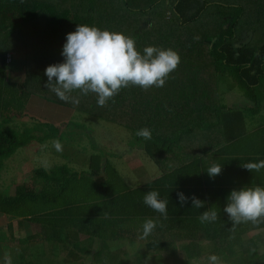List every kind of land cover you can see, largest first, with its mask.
Segmentation results:
<instances>
[{"label":"trees","instance_id":"obj_1","mask_svg":"<svg viewBox=\"0 0 264 264\" xmlns=\"http://www.w3.org/2000/svg\"><path fill=\"white\" fill-rule=\"evenodd\" d=\"M83 1L87 2L86 5ZM114 1L0 0V171L19 149L33 142L40 145L56 139H68L59 126L34 118L32 126L15 127L18 121L27 117L25 111L33 96L128 129L134 137L132 147L146 149L150 155L156 156L162 167L166 158L172 159L176 155V150L186 149L182 146L186 139L182 137L211 125V117L215 113L212 124H223L225 131L233 128L229 136L226 135V140L242 139L247 134H252L255 144L264 140V38L239 46L244 40L242 31L252 30L258 36L257 25L264 24V19L259 16H264V0H233V5L225 0L229 4L225 5L226 15L217 24L219 28L211 24L209 28L213 29L200 33L196 27L193 32L185 34L199 35L188 36V40H184L183 36L177 38L172 32L170 35L154 33L152 13L157 15V11L155 3L148 6L150 0H119L118 7ZM201 1L175 0L174 11L181 19L174 18L172 21L169 18L174 25L168 22V29L184 28L186 24L198 22V16L209 5L208 0ZM200 3L204 8H196V15L189 14ZM247 15L252 17L251 26L254 29L249 24L242 27L241 20ZM78 24L122 32L135 39L136 48L141 52L146 46L171 48L179 54V66L169 75L163 87L144 90L132 86L121 89L104 107L97 105V97L93 93L82 95L75 92L72 95L79 98V104L65 103L45 87V69L63 62L61 53L66 35L75 31ZM173 38L180 39L181 43ZM165 40L168 41L167 47L162 45ZM197 40L200 44L195 43ZM227 75L241 89L243 100L240 106L230 107L219 101L222 91L218 86L224 83L222 77ZM209 88L213 91L207 92ZM186 89L191 92H186ZM201 89H204L203 94L198 95ZM67 125L87 131L86 126L72 121ZM144 127L151 130L150 140L136 135L137 130ZM100 159L99 154H90L87 173H80L67 164L56 165L50 170L35 169L36 179L32 185L19 184L11 194L7 187L0 189V216L18 218L20 233L27 225L28 228H38L44 233L43 245L51 244L53 234L58 235L56 243L62 249L59 250V258L64 253L61 262L65 264H71L73 260L78 264L86 256L90 258L88 264H157L159 255L162 257L159 264H189L187 260H178L174 247L177 239L191 242L184 252L192 256L191 260H197L196 264H209L210 254L219 256L222 264H264V254L259 253V244H264V234L242 241L241 234H236L230 227L231 221L217 219L203 224L199 221L201 213L208 210L206 203L200 209L192 207L191 197L194 195L201 200L204 191L197 190L194 183L201 181L202 185L204 179L206 183L205 167L204 179L200 173L192 174L200 172L199 162L177 169V172L187 173L186 176L176 177L179 173H174L132 191L125 185L120 187L116 184L120 176L112 166L106 165L104 169L109 183L103 188L106 190L104 199L108 202L106 206L95 205V213L88 214L90 211L85 209L92 207V203L84 206L88 196L98 194L102 187L94 180L101 175L98 168ZM238 162L237 159L232 163ZM220 165L223 167L225 164ZM201 185L198 184V187ZM151 190L158 191L160 198L167 200V219L144 204L143 197ZM178 192L189 197L183 206L179 203ZM104 216L107 219L100 220ZM146 218L158 221L157 232L153 230L149 238L152 242L147 244L148 252H154L152 260L149 261L148 252L140 251L132 254L131 260L128 256L123 260L116 248L110 251L105 248V244H109L105 240L107 237L131 234L132 229L127 228L129 224L136 225L135 221H140L142 232ZM248 225L250 229L264 230V222L258 225L249 222ZM79 233L88 234L89 238L80 241ZM198 240L210 242L211 250L197 244Z\"/></svg>","mask_w":264,"mask_h":264},{"label":"rangeland","instance_id":"obj_2","mask_svg":"<svg viewBox=\"0 0 264 264\" xmlns=\"http://www.w3.org/2000/svg\"><path fill=\"white\" fill-rule=\"evenodd\" d=\"M208 1L209 5H207L206 8H204L200 3L199 5H196V7L193 9L194 11L189 13H194V15H196V8L202 6V8H204V12L198 16V22L194 24H186L184 28L175 27V29L169 30V27L166 26L168 22H170L173 26V19L175 18L176 20H178L181 19V17L177 18V13L172 9H170L168 13H171L173 15L170 16L169 14H167L168 7L166 5L164 6L162 0H150L148 6H152V4L155 3L156 6L154 7L157 11V15H154V13H152V29L154 30V33L165 32L167 33V35H170V33L172 32L173 35L177 38H182L183 36L184 40H188V36L199 35L185 34L191 31L193 32L194 28L196 27H198L200 33L210 31L211 29H213L209 28L211 24L217 25L219 20L226 15L225 5L229 3L225 2V0ZM229 1L233 2V0ZM201 2H203V0ZM84 3L86 5L87 2L85 1ZM114 3L116 7H118L119 0H115ZM80 13L82 14L83 12L80 10ZM261 14L263 15L262 12ZM160 15L164 16L160 17ZM259 16L264 19V16ZM169 18H171L172 21ZM251 20L252 17H250L249 15L244 16V19L241 20L242 27L247 26L248 24L251 26ZM257 26H259V31L257 32L258 36H256V34L253 35L250 43L264 38V24H262V26ZM251 27L252 29H254V26ZM201 28H203V30ZM215 28L218 29L219 25L215 26ZM177 38L173 39L176 42L181 43L180 39ZM166 41L167 40H165L162 44L164 47L168 46V41ZM195 43L200 44V41L197 40L195 41ZM11 54L13 58L14 54ZM222 78L224 80V83H221V86H218L222 91V94L219 98L220 103L234 102V104L237 105V102L239 103L243 100L242 94L240 93L241 89L228 75ZM203 91L204 89H201L197 92V94H203ZM208 91H213V89L209 88L207 92ZM186 92L191 91L186 89ZM201 97H203V95ZM47 102V100H43L38 96H33L25 111L27 117H24L20 121H18L15 124V127L18 126V128L21 129L25 126H32L35 123L32 119L34 118L39 122H49L59 126L61 131L66 132L65 138L67 137L68 139L64 141H60L58 139L62 144L61 151H57L53 147L54 140L40 145L36 142H33L26 148L19 149L13 157L5 162V168L0 171V189H6L7 187L10 192L9 194H11L13 193L15 186L19 184L27 183L32 185L36 179L35 169L37 168H45L46 170H50L56 165L67 164L69 167L74 168L80 173H87L90 164L89 156L92 153L99 154V157L101 158L100 162L98 163L101 178H106L107 173L103 168V166L106 165L113 166L127 183H134L133 186L151 182L152 174H154L156 177L158 175L159 177L162 176L161 172L163 170L161 169L156 156L150 155V153H148L146 149L144 150L140 147H132L131 143L134 141V137L131 131H129L128 129L117 124L101 120L94 116H90L84 113H78L76 112V110L70 109L69 107H63L62 105L56 106L50 101L48 103ZM217 104H219L218 101ZM214 116L216 117V113L214 114ZM214 116H212L211 118H214ZM70 121L86 126L87 131H81L80 129L75 128L73 125L68 126L67 124ZM92 144H95L96 147H93ZM156 153L159 154V152ZM211 156L212 155L210 154L209 157ZM164 167H167V165H164ZM94 180L98 181V178L95 177ZM98 194L100 195V188ZM17 220L18 218L12 217V215L0 216L1 264H4L5 254H8L10 256L12 264H65L64 262H61V259L65 254L61 253L59 258V250L62 249H60V244L56 243V241H59L58 235L53 234V237L50 239L51 244L46 243L45 245H43V232L39 231L38 228H34V226L28 228L27 225V228H24V232L20 233L19 231H17L20 229L19 225L16 224ZM23 222L27 221L24 220ZM135 223L136 225L129 224L127 228L128 230L132 229V233L130 234V236H126V238L130 237V240L135 237L133 230L139 225L137 221H135ZM154 231L157 232L156 228L154 229ZM78 235L80 237V240L85 239L82 234L79 233ZM64 236L66 235L64 234ZM250 236L243 235L241 237H243V240H247ZM125 241L127 242V240ZM136 241L137 242L135 244H132L131 241V243L128 245L127 243H119L117 247L114 246L112 242H110L109 244H105V248L109 251L112 248H116L118 255L121 256L123 260L126 256H128L131 260L132 255L130 253L134 254L139 251L141 253L148 252L147 243L151 242V240L147 238H139ZM189 243L191 242L180 241V239H177L174 243L178 260H187L189 264H196L198 263V261L191 260L192 256L184 252V248ZM202 244H204V246L207 247L208 250H211L212 244L210 242L204 241L202 242ZM125 245L128 246L129 250L125 248ZM217 246L220 247V244H218ZM76 252L78 251L76 250ZM39 253H42L40 257H36V255ZM148 253V259L150 261L152 260V254L154 252L151 251ZM259 253L262 255L264 254L263 243L259 249ZM161 260L162 257L161 255H159L157 257V264H159ZM81 261L82 262H79L78 264H88L90 262V258H87L86 256L81 259ZM124 263H126V261ZM71 264H77V261L73 260Z\"/></svg>","mask_w":264,"mask_h":264},{"label":"clouds","instance_id":"obj_3","mask_svg":"<svg viewBox=\"0 0 264 264\" xmlns=\"http://www.w3.org/2000/svg\"><path fill=\"white\" fill-rule=\"evenodd\" d=\"M61 55L63 62L46 67L45 87L61 101L76 105L80 101L77 96L72 95L73 93H93L100 107H104L124 88L135 86L148 90L152 87H163L180 63L179 54L171 48L146 46L141 52L136 48L133 37L87 24H78L75 31L66 35ZM136 135L150 140L152 134L149 128L144 127L138 129ZM53 147L57 151L62 150L58 139L53 141ZM241 167L250 172H259L264 169V160L244 163ZM221 172L222 166L216 162L211 163L207 169V174L213 178ZM177 196L181 206L189 200L183 192H178ZM191 201L193 208L204 207L205 202L194 195ZM143 202L167 219L168 202L160 198L158 191H148L143 197ZM223 211L233 226L249 222L258 225L264 222V187L245 186L239 190L233 189L227 197ZM198 219L202 224L215 222L218 213L214 208H209L203 211ZM157 223V220L146 218L142 224L141 239L147 238ZM208 261L209 264H222L216 254H210ZM4 264H12L8 254L4 256Z\"/></svg>","mask_w":264,"mask_h":264},{"label":"crops","instance_id":"obj_4","mask_svg":"<svg viewBox=\"0 0 264 264\" xmlns=\"http://www.w3.org/2000/svg\"><path fill=\"white\" fill-rule=\"evenodd\" d=\"M165 4H167L168 7V12L170 9L174 10V1L175 0H162ZM232 2V1H231ZM231 5H233V2L231 3ZM231 7V6H230ZM234 8V7H232ZM167 12V13H168ZM173 15V14H172ZM234 102L231 103H227L230 107H237L240 106L242 102H237L235 104H232ZM57 106V105H56ZM263 112H264V102H263ZM215 118H211V121L214 122ZM212 122L210 123L211 125L207 126L205 129L203 130H198L196 129L195 131H192L191 134L187 135V136H183L182 139H186L184 142H182V146L183 148L186 149H178L175 151L176 155H173L172 159H168L166 158L165 160V165H167V167H162L160 170L161 172V177H159V175L156 177L154 174H152V181H157L158 179L165 177L167 175H172V174H177L179 173L178 176L176 177H182L188 175L187 173H181V172H177V169L184 167L186 164L192 163V162H199L200 164V172L196 171L193 172L194 173H200V175H202L203 179L204 176H206V183H205V179H204V183L201 185V183H199L198 181H196L194 184L197 185L196 189L198 190H204L203 191V197L201 199V201H204L207 206L208 209L209 208H214L217 213H218V220L222 221V222H229V218L228 215L223 211L224 207L226 206V202H227V197L230 194V192L233 189L239 190L242 187L245 186H251V187H255V186H261L264 187V169H261L259 172L256 171H248L246 169H244L243 167H241L242 164L244 163H248V162H258L259 160H264V140H260L259 142H257V144H255L256 142L251 138L250 134L245 135V139H231V140H226V135L229 136L228 134L230 133V131L233 129L232 127L229 129H226L223 126V124H212ZM244 135V134H243ZM247 137V138H246ZM182 140V141H183ZM263 145V146H261ZM189 149V151H188ZM193 149V150H191ZM210 154L212 155L211 157ZM177 155H179L180 157H178ZM184 156V157H181ZM240 161L238 163H232L234 160ZM168 160V161H167ZM201 161V162H200ZM216 162L218 164H225L222 167V172L221 174H219L216 177H210L207 174V169L208 167L211 165V163ZM173 164V165H172ZM171 166V167H169ZM105 166H103L104 168ZM204 167L206 169V175L203 176V174L205 173L204 171ZM112 169H114L118 175L120 176V179H117L115 182L116 184H118L120 187H123L125 185V187H127L128 190L132 191L133 189H137V188H141L145 185H148L151 182L142 184V185H136L133 186L134 183H127L125 181V179L120 175V173L112 166ZM105 170V169H104ZM106 175V173H105ZM101 176V175H100ZM100 176H98V182L100 185H102V187H100V195L96 194V195H91L88 196L89 199L86 202V204H84L85 207H88L89 204L92 205L91 208H87L85 209L86 211H90L88 214H92V211L94 212V207L95 205H102L105 204L106 206V202H108V200H105V188H103V185L107 182L108 180V176L106 175V178H101ZM100 177V178H99ZM174 178V177H173ZM198 184L201 185V187H198ZM100 196V197H99ZM105 200V202H103ZM104 206V207H105ZM93 209V210H92ZM117 209H121L124 210L123 208H117ZM95 213V212H94ZM107 219V216H104L102 218H100V220L102 219ZM16 224L18 225V223L16 222ZM139 226L135 228V233H134V238L132 240H130V237L126 238V236H130V233H124L122 234H117L118 235H113L111 237H107L105 240L110 243H116V247L119 243H127L130 244L132 241V244H135L137 241V239L141 238L142 236V232H141V228H140V221H138ZM232 229L235 230L236 234H241V236H250L251 233L252 235L249 237L252 238L254 235L256 234H264V230H255V227H253L254 229H250L248 223H243L240 226H233L232 222H231V226ZM242 230V231H240ZM19 231V230H17ZM84 236V240H79L80 241H85L86 239L89 238L88 234H83L80 233ZM152 234V233H151ZM151 234L147 237V239L150 238ZM243 238V237H242ZM247 239V240H249ZM127 240V242L125 241ZM184 241V240H181ZM185 241H189V240H185ZM244 241V240H242ZM152 242V241H151ZM202 242L204 241H199L197 242V244H200L201 246L204 245L202 244ZM207 242V241H206ZM149 243V242H148ZM147 243V244H148ZM262 246V243L259 246ZM125 248H128V246L125 245ZM147 251H148V246H147ZM131 255L133 253H130ZM1 264V262H0Z\"/></svg>","mask_w":264,"mask_h":264},{"label":"water","instance_id":"obj_5","mask_svg":"<svg viewBox=\"0 0 264 264\" xmlns=\"http://www.w3.org/2000/svg\"><path fill=\"white\" fill-rule=\"evenodd\" d=\"M252 37H253V31L244 30L242 33V38L244 40L242 41V44H239V46L247 45Z\"/></svg>","mask_w":264,"mask_h":264},{"label":"flooded vegetation","instance_id":"obj_6","mask_svg":"<svg viewBox=\"0 0 264 264\" xmlns=\"http://www.w3.org/2000/svg\"><path fill=\"white\" fill-rule=\"evenodd\" d=\"M243 33V32H242Z\"/></svg>","mask_w":264,"mask_h":264}]
</instances>
